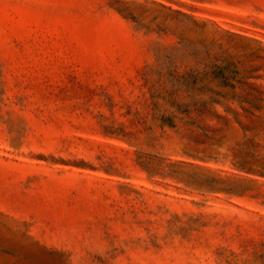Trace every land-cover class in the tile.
<instances>
[{
  "label": "rangeland",
  "instance_id": "374dc122",
  "mask_svg": "<svg viewBox=\"0 0 264 264\" xmlns=\"http://www.w3.org/2000/svg\"><path fill=\"white\" fill-rule=\"evenodd\" d=\"M0 264H264V0H0Z\"/></svg>",
  "mask_w": 264,
  "mask_h": 264
}]
</instances>
